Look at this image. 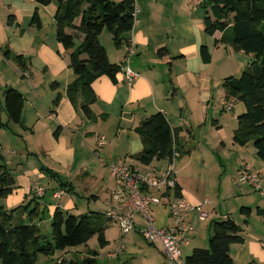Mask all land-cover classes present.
I'll list each match as a JSON object with an SVG mask.
<instances>
[{
    "label": "crops",
    "instance_id": "1",
    "mask_svg": "<svg viewBox=\"0 0 264 264\" xmlns=\"http://www.w3.org/2000/svg\"><path fill=\"white\" fill-rule=\"evenodd\" d=\"M13 1L17 8L16 15H14L13 21H10L11 23L7 21V25L16 23L20 31L16 30L14 42L7 41L6 36L0 32V45L2 46L6 41L11 42L10 48L7 46L6 48L14 55H23L27 59L28 68L22 71L13 58L5 57L6 48L3 51L1 48L0 50L4 59L14 69L15 80L22 78L29 85V88L24 89L25 91H20L25 96L26 104H28L27 98L31 99L29 110L26 109V119L23 113L27 129L18 125L25 133L26 147L22 152L28 157L38 153L43 154L45 158H48L46 159L49 161L48 168L61 174L60 178L65 176L66 182H71L75 188L76 185H80L79 188L84 190V197L90 196L89 198L85 197L87 199L98 202L100 193L108 194L106 206L109 205L110 209L112 195L119 189L111 175V166L122 161H131L134 155L143 150L142 141L136 134L135 128L143 119L162 112L167 116L171 127L178 133L180 149H183V143L186 147L191 145L192 140V145L199 152V158L196 160L186 159L183 161L182 154H180L175 161L174 178L181 189L182 197L195 207L203 206L208 201L209 205H204L203 209L205 210L207 206L209 217L213 219H226L227 217L234 219V214L238 213L239 220L243 221L247 231L243 228L245 242L232 247L233 264H264V223L261 217L256 218L258 217L257 208L264 207V193H259L260 197H263L261 199L246 196L240 200L235 197L233 205L224 211L221 204L215 205L207 197L196 194V187H199L196 183L199 181L205 183L209 180L210 166L208 163L213 160H209L204 154L209 150L222 151L223 157L217 153L219 159L217 164L216 162L211 163L215 169L220 166L224 168L226 161L232 162L235 158L236 175L232 176L234 187H236L235 179L244 169L257 172L264 179V161L257 157L255 149L249 147L250 145L240 147L233 141L238 123L236 128L234 127L235 129L228 130L234 121L237 122V117L245 111L244 106L241 104L238 113H236L235 106L234 113L230 114L233 115L231 118H228L227 115L218 117V113L221 114L222 111L228 113L222 109L221 102L227 100L222 84L228 78L226 76L229 74L230 66L228 62L219 67L214 66L215 55L219 51H225V46L221 44L216 46V40L222 38V33L217 32L214 36H209L205 32L204 17L202 18L198 13L199 8H204L207 5L206 0H203V3L198 6L194 0H136V5L139 8V22L129 35V41L135 46V54L131 58L130 67L139 77L129 83L124 74L120 73L117 76V84L112 83L106 76L99 78L93 84V89L99 100L92 107L96 115V119L93 121L85 118L81 108L75 107L67 95L68 87L75 81L76 76L69 66L71 50H66L57 41L54 20L57 11L56 4L53 3L46 7L30 0ZM11 6L8 4V7ZM36 11L42 28L31 26V19ZM27 17L30 22L25 31L20 27ZM76 24L79 25L80 21ZM50 28L52 32L48 31ZM213 40L214 42H212ZM81 41L82 37L77 43ZM100 41L106 48L110 61L121 65L128 46L117 48L113 40L111 44H105L101 37ZM203 46H207L212 54L210 64H204L202 61L201 48ZM162 48H167L169 51L165 57H160L158 54ZM225 53L227 54L225 55L226 60H228V48ZM248 56L254 58L253 55ZM34 58L37 59L36 65H34ZM5 66L9 67L8 64ZM3 78L7 82L10 81L8 75ZM53 84H57L55 89L52 87ZM58 94L61 96V101L57 107H54V100ZM111 119L117 121L116 131L113 136L106 137V133L99 131V125L103 122L107 123ZM209 121H211V125H209ZM3 130L12 131V128ZM195 131H200L201 137L197 145L195 144ZM40 136L46 137L48 146L38 145L35 148L36 150L39 148L38 152L30 151L28 141L33 138L38 142ZM100 136L109 139H107L105 147L98 149ZM1 137L8 139L9 135L1 134ZM21 137L23 138V135ZM2 145L3 143L0 144V153ZM31 149L35 151V149ZM15 152L13 151V153ZM246 154L249 159H246ZM23 161L21 158L20 163L22 164ZM192 161L196 163L195 170L189 171L193 178L182 176L183 172L189 170ZM161 162H166V167L160 168L159 164L154 165L155 162L152 166L160 172L166 171L169 168V162ZM23 166L18 183L20 186V190H18L21 194L16 190L17 196L11 200L12 205L17 202L19 195L25 197V201L28 196L30 198L37 197V187L41 186L45 189L44 196L48 203H51V200L57 201L55 205L50 206L52 208L51 215L58 206L64 210L79 209L74 199L71 198L67 200L68 206L63 205V207L60 203L64 197L73 195L65 193L60 199L54 198V194L60 191H55L53 186L50 189L51 178L47 174H45L46 176L42 174L39 167L35 166L31 169L28 165ZM227 172L228 170H224L219 175L220 179L223 177L219 190L225 195L224 202H227L235 193L230 188V176L226 175ZM111 180H113V184L110 185ZM191 181L195 187H192ZM45 182L49 186L44 185ZM98 185L99 190H96ZM235 189L240 191L239 194H244L243 191L249 189L246 191V195H250L253 190L251 187L244 189L236 187ZM253 192L255 191L253 190ZM48 196L50 199H47ZM241 207H250L253 210L247 223L245 218L239 214ZM109 209L103 213H107ZM207 220L201 222L197 211L189 214L188 222L194 232H189L186 235L184 259L190 256L196 248L208 247L210 222ZM141 221L143 222V220ZM236 222L238 223V221ZM42 225L41 222L39 224L41 229ZM168 225L170 223H166L163 227ZM142 227L140 226V228ZM126 239H123L124 242ZM117 247L120 248L118 245ZM84 257H87L86 252ZM108 258L114 261L120 260L119 257L109 256ZM64 259L66 258L61 257L59 261ZM166 263L167 259L165 258L162 264Z\"/></svg>",
    "mask_w": 264,
    "mask_h": 264
},
{
    "label": "trees",
    "instance_id": "2",
    "mask_svg": "<svg viewBox=\"0 0 264 264\" xmlns=\"http://www.w3.org/2000/svg\"><path fill=\"white\" fill-rule=\"evenodd\" d=\"M30 1L46 7L56 4L54 20L57 41L66 50H71L69 66L76 76L68 87V98L75 107L81 108L87 119L95 120L92 107L99 100L93 84L103 76L117 84V76L121 73V65L110 61L100 36L107 30L117 48L129 45V35L134 30L135 0ZM204 10L206 34H223L220 40H216V46L229 45L236 52L254 56L240 77L226 78L223 87L227 100L234 99L245 108L237 117L234 143L240 147L252 145L257 157L264 161V0H212ZM14 17H9V23ZM78 21L79 25L76 24ZM31 26L42 28L37 11L31 19ZM80 37L82 41L77 43ZM168 53L167 48L158 52L160 57ZM4 55L7 59L13 58L22 71L28 68L27 59L23 55H14L8 48ZM201 57L204 64L212 62V54L207 46L201 48ZM56 86L53 84V89ZM60 101L61 96L58 94L54 107ZM25 104V96L17 89L11 87L4 91V111L8 120L4 122L0 114V131L11 129V124L27 129L23 119ZM135 132L143 144V150L132 157L138 164L150 166L156 161H168L171 164L174 154H181L178 133L162 112L143 119ZM42 171L51 179L58 180L55 191L76 195V188L71 182L61 181L60 175L50 169L42 168ZM15 189L16 180L5 157L0 153V199L8 198ZM173 191L176 197H182L177 184ZM45 199V196L33 197L27 205L12 210H6L0 204V264H37L39 255L53 257L59 251L88 246L96 236L102 247L109 244L105 233L110 220L106 213L87 211L75 214L59 206L52 215V235L49 240L39 226L47 208L53 205ZM24 212H30L31 221L28 224L18 217ZM252 213L250 207H241L239 212L246 223ZM256 213L264 223V207L257 208ZM35 218L40 219L39 224ZM243 233V227L232 217L213 219L209 224L208 247L196 248L185 259V264H233L232 247L245 242ZM97 257L96 252L89 251L81 261L64 259L56 264H98Z\"/></svg>",
    "mask_w": 264,
    "mask_h": 264
},
{
    "label": "rangeland",
    "instance_id": "3",
    "mask_svg": "<svg viewBox=\"0 0 264 264\" xmlns=\"http://www.w3.org/2000/svg\"><path fill=\"white\" fill-rule=\"evenodd\" d=\"M211 1L212 0H206L207 5H209L211 3ZM8 4H10L12 6L8 7ZM14 4L15 3L13 0H11V1L0 0V32L6 36L7 41L11 40V42H14V39L16 36V34H15L16 30L20 31V29L18 28L16 23L13 25H7V21H9V17L11 15H16L15 10H17V8ZM204 13H205L204 8H199L198 15H201L203 18ZM29 22H30V19L27 17V19L22 23V26L20 28H22L23 30L26 31L29 27ZM48 31L52 32V29L50 28V29H48ZM100 37H101V40L103 41V43H105V44H107V43L111 44L112 43V40H113L112 36L107 30H104V32L102 33V35ZM7 41L4 42V44H2V46L0 45V48L2 49V51L6 48V46L9 47V44L11 42H7ZM212 42H214V40ZM222 46H225V51L227 48L229 49V55H228L229 59L226 60L225 55H227V54L225 53V51H219V53H217V55H215L214 66L219 67L223 63L225 65V63L228 62L230 69H229V74H227L226 77H230V76L240 77V75L244 71L245 67H247L253 61V59L250 58L248 55L242 53V52L234 51V49L229 45H222ZM36 61H37V59H35L34 65H36V63H37ZM5 64H8L9 67L6 68ZM14 74L16 75L14 69L12 67H10V64L4 59L3 54L0 50V114H1L2 120L4 122H6L8 120L7 114L4 111V95H3L4 91L6 90V87H13V88L18 89L19 91H25L24 90L25 88H29L28 83L23 81L22 78L15 80ZM5 75L9 76L10 81L7 82V80H5L3 78V76H5ZM27 91H29V90H27ZM30 100H31L30 98H27L28 104H26V108L24 110L25 119L27 117L26 109L29 110ZM240 106H241V103L237 102L236 103V113H238L240 111V108H241ZM230 114H232V112L231 113L230 112L223 113V111H222L221 114L218 113V115H219L218 117H222L221 115H223V116L227 115L228 118H231L233 115H230ZM209 125H211V121H209ZM236 126H237V122L234 121L233 125L231 127H229L228 130L235 129ZM116 127H117V121H115L114 119H111L107 123L106 122L100 123L99 131L106 133L107 134L106 137H111L110 135H112V136L114 135V133L116 131ZM11 128H12V131L3 130V132L0 133V144L3 143L1 153L5 157L7 166L9 167V170H11V172H12V174L16 180V189L14 190V192L10 196H8V198H6L4 200L0 199V204L4 205L6 210H12V209H15L19 206H25L33 199V197L30 198L28 196L27 200L25 201V197H20V195H19V199L17 200V202L13 205L11 204V200L17 196L16 190H18V189L20 190V186L18 183H19V179H20L19 177L21 174L20 171L22 168H24L23 165H28L31 167V169H33L35 166L39 167L40 172L44 175L47 173L42 171V167L45 169H49L47 166V165H49V161L46 160L48 158H45V156L43 154H41V153L36 154L35 153L36 155H32V156L28 157L24 154V152H22V151H25V147H26V141L24 140L25 133L20 128V126H18L16 124H11ZM1 134H8L9 138L4 139L1 137ZM22 135H23V138L21 137ZM194 135H195V144L197 145L199 140L201 139L200 131H195ZM39 138H40V140H38V142L34 141L33 138H31L28 141V147H29L30 151L38 152L39 148H37V150L35 149L38 145H43V147L48 146V143L45 140V138H46L45 136H40ZM107 139H109V138H107ZM192 144H193L192 140H191V145H189L187 147L184 143L182 144L183 149H181V154H182L183 161L186 159L187 160L188 159L196 160L199 158V152L196 151L195 146H193ZM249 147L253 148L252 145H250ZM31 148L35 149V151L32 150ZM13 151H16L18 154L16 152L13 153ZM217 153L221 157H223L222 151H219V150H214V151L209 150L207 152L206 151L204 152L205 156H207V158L209 160H213L212 162H216V164L219 160L217 158L218 157ZM22 155H24V157H21ZM245 156H246V159H249L248 154H246ZM21 158L24 160L22 162V164L20 163ZM234 159L235 158H233L232 162L226 161L224 164V168L220 166V167H217L216 169L211 166L212 162L209 161L208 164L210 167H209V180H208V182L202 183L201 181H199L198 183H196L197 185H199V187H196V190H197L196 194H199L202 197H207L215 205L221 204V208L223 211L227 208H230L233 205L235 197L236 198L238 197L240 200H241V198L246 197V196H252L256 199L263 198V197H260L259 193L253 192V190H251L252 193L250 192V195H246V191H248L249 189H245L243 191L244 194H239L240 191H237L235 189L236 187H234V185L232 184V178H233L232 176L236 175V165H237L234 163ZM157 164H159L160 168L166 167V165H167L166 162H161V161L160 162L156 161L154 165L157 166ZM195 168H196V163H195V161H192L189 170L183 172L182 176L193 178V176L191 177L189 171L191 169L195 170ZM224 170H228L226 175L230 176V178H229L230 188H231V190L233 189L235 191L234 195L227 202H224L225 195H223V193H221V191L219 190L220 184L222 183V180H223V177H222V179H220L219 175ZM107 174L109 176L108 171H107ZM59 175L61 176V174H59ZM60 179H61V181L66 182L67 178L64 176V177H61ZM49 184L51 186H49L48 183H46V182L44 185H46V186L48 185L50 187V189H52V186L54 188H56V186L58 187V180L50 179ZM109 184L110 185L113 184V180H111V182H109ZM79 186L76 185V195H73L72 197H64L62 200H60V203L62 204V206L63 205L68 206L67 200L69 198H71V199H74V202L76 203V205H78V208H79L78 210L77 209L72 210V211H74L75 214H81V213H85L87 211L104 212L107 209H109V205L106 206V198L108 197V194H106V193L101 194L100 193L99 194L100 198H99L98 202H95L92 199L85 198V197L89 198L90 196L84 197V195H85L84 190L83 189L81 190V188H79ZM192 187H195V186H193V182H192ZM19 190L17 192H19V194H21ZM96 190H99V185L97 186ZM220 194H221V196L219 197ZM156 195H159V194L156 193ZM47 199H50V196H48ZM23 201H25V202H23ZM56 202H57L56 200H51V203L53 205H55ZM41 208H42V210L44 209L43 206ZM31 209H33V208H31ZM205 211L208 212L207 206L205 208ZM30 212H24L18 216L23 221V223H25V224L30 223V221H31L29 218ZM150 212L156 219L155 226L157 228H163V226L166 223H171V219L169 217V208L167 206L152 205V206H150ZM51 213H52V208L51 207L47 208V210L43 216L44 220L42 222V224H43L42 225V233L44 235H46V237L49 240H51V235H52V220H51L52 215H51ZM233 217L247 231V227H245L243 225V221L239 220L238 213L234 214ZM256 218H260V217L258 216ZM212 219H213L212 217H209L207 222H211ZM34 220L36 223H38V224L40 223L39 218H35ZM141 220H142L141 218L139 219V217H136L138 227L144 225V223ZM162 224H164V225L162 226ZM248 230H249V226H248ZM105 236H106L107 241L109 242V244L105 247H102L100 245V243L98 241V237L96 236L90 240V242L88 243V246H81V247L76 248V249H67L66 251H59L53 257H46L44 255H39L37 264H56L59 262L61 257L66 258L67 260L74 259V260H80L81 261L85 255V252H86V255H88L89 251H94L98 254V257H97L98 264H112V263H115V264L116 263L162 264V262L165 260V256L162 255L163 253H162V248L160 245H158V244L151 245L144 240V238L140 235V233L132 232L131 234H129L127 236V239L124 242V249L121 251L120 256H119L120 260L114 261L112 259H109L108 257L111 253L118 251L117 245L119 246V245H121L120 243L123 242L122 234H121L119 228H117V226L115 224L108 222V228L106 230Z\"/></svg>",
    "mask_w": 264,
    "mask_h": 264
},
{
    "label": "built area",
    "instance_id": "4",
    "mask_svg": "<svg viewBox=\"0 0 264 264\" xmlns=\"http://www.w3.org/2000/svg\"><path fill=\"white\" fill-rule=\"evenodd\" d=\"M196 6L203 3V0H194ZM139 8L135 0L134 28L138 24ZM135 54V46L129 42L127 53L121 64V73L125 79L132 83L139 75L130 67V61ZM236 100H223L221 107L227 112H234ZM107 144L104 136L99 137L98 147L103 148ZM179 154H174L173 163L166 171L160 172L152 165L144 166L135 161H122L117 165L111 166V175L119 188L112 195L111 208L106 213L110 222L119 228L125 240L132 232H139L144 240L151 244H160L162 252L167 259L166 264H185L184 246L187 243L186 235L194 232L189 225L188 216L197 211L199 220L206 221L209 213L203 207L209 205L206 201L203 206L195 207L183 197H176L175 187V161ZM234 184L239 189L251 187L255 192L264 193V179L262 176L250 169H244L235 179ZM158 193L159 195H156ZM65 194L60 191L54 194L55 199H60ZM45 189L37 187V196L43 197ZM167 206L171 223L163 228L155 226L156 219L150 212V206ZM136 217L143 220V227L137 225ZM124 240L117 252L109 256L118 258L124 249Z\"/></svg>",
    "mask_w": 264,
    "mask_h": 264
}]
</instances>
